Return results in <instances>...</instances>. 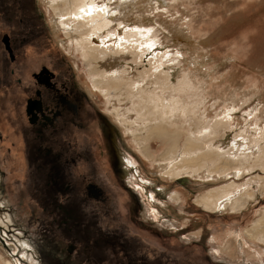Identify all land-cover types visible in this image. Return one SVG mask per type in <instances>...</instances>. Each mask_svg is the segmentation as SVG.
<instances>
[{
    "label": "rangeland",
    "instance_id": "obj_1",
    "mask_svg": "<svg viewBox=\"0 0 264 264\" xmlns=\"http://www.w3.org/2000/svg\"><path fill=\"white\" fill-rule=\"evenodd\" d=\"M168 1H170V5L167 7L169 12L162 17L171 22L170 25L185 27L188 20H180L179 17L185 16V12L180 9V4L187 6L193 13L191 21L193 28L192 33L189 34L196 40L207 38L209 43L205 47L198 50L190 44L182 42L181 39L173 37L166 27H162V24H158L157 21L156 24H154L155 22L150 23L153 17L149 15V17L146 15L142 18L132 17L127 20L126 24L131 23L129 25L131 28L127 26L123 29L122 26V29L120 28L122 36L140 23L154 31L158 27V31L164 35L160 34V37L150 35L152 42L160 40V43L155 45L146 56V61H149L160 54L159 64L157 63L152 72L158 74L164 66L171 67L180 62L181 66L177 67L178 71H175V74L187 70L193 72L195 69L194 72L198 77L202 76V80L200 79L202 82L199 80L200 83L206 85L199 88L196 92L197 95L194 96V102L197 103L199 113H201L200 119L207 123L210 120L215 121L216 115L223 114L222 116H224L225 113H229L231 125L227 129L225 128V131L222 130L225 137L223 142L229 147L236 144L233 155L240 154L239 151L242 149L254 152L255 145L264 133V0H204L202 1L204 4L202 2L192 4L191 0ZM35 7L44 16L42 21L36 18L33 27L39 37L28 48L27 46L22 47L14 62L9 58L3 37L12 33H21L26 29L21 28V25L12 27L8 23L0 21V134L4 137V141L0 142V170L12 173L14 176L11 178L16 176L24 180V184L20 188L22 191H19L20 197L16 195L13 188H8L10 191L8 194L14 198L12 203L16 204L14 210L19 212L20 217L15 221L0 211V231L4 233L9 231L6 239L8 243L17 247L14 252L16 264H41L39 255L32 252L30 245L27 246V242H22L25 241L23 238L25 235L22 236L19 233L22 232V227H27V220H30L32 228L37 230V232H33L30 228L29 231L32 233L28 235H33V237L38 235L39 238L42 236L39 231H43L39 224L40 221L44 222V229H48L45 235L48 236L51 247H54L53 252L56 253L55 256L58 259L66 264H88V258L83 251L84 245L73 239L65 238L61 234L57 221H61L62 216L54 212H49L48 216L45 209L42 210L43 208L34 205L36 202L33 203L35 199L32 196V190L34 191V189L30 190V179L36 181L41 190L49 189L52 180L48 175L43 179L35 177L32 171L27 169V165L21 164V161L26 162L25 159H22V155L26 154V144L24 135L21 136V129L27 126L23 110L24 102L34 95L29 83L32 74L39 72L43 66H47L62 78L70 80L69 76H72V81L80 86L78 88H83L78 77L81 73L82 82H86L92 89L87 66L82 62L79 65L80 72L74 70L73 67L72 70L69 68L70 65L67 64L71 60L69 54L66 53L67 57L62 55L52 44L53 41L57 42L58 38L53 32L54 30L50 31L52 24L49 21L47 9L41 7L39 3ZM59 35L61 39L66 38L63 31H60ZM145 47V45L142 46V50ZM4 62H8L7 68ZM142 63L145 64L142 60L136 59V64H133V76H138L136 72L144 73L141 70V67H144L141 66ZM233 93L236 94L234 99L236 107L233 104H228L229 96ZM16 102L18 106H16ZM94 105L113 124L106 110L102 109V105L95 101ZM247 122H249V129L259 131L254 133V137L251 134L254 131L248 130L246 134L241 130L248 124ZM90 126L91 123L88 127L90 128ZM114 126L119 129L116 132V128H113L114 154H118L120 157L121 149L127 160L122 162L120 158L118 162L120 178L118 182L115 180L116 184L108 187L111 204L107 208L110 211L105 207L104 209L99 208V206L94 209L103 210L102 223L98 224L101 230L116 233L119 241L128 239L133 242L131 246H134L132 251L134 256L130 253L127 257L123 250H117L118 248L112 246L113 249L110 247L111 245H107L101 247L103 249V251L101 249L102 264H129L130 262L133 264H264V246L255 241L250 242L244 234L245 229L251 226L264 211V195L259 196L258 201L239 212L207 211L204 207L197 205L196 198L222 186L225 181L216 183L192 177H186L187 182L184 181L185 183L179 179L176 181L166 180L156 175L154 172L157 170L149 167L147 160L129 145L117 123ZM90 131L75 132L77 144L70 146L69 151L72 152L70 154H75L74 151H80L82 145L87 144L88 153L92 154V164L89 166H94V169L91 170L86 165V167L71 171L72 174L69 178L71 182L79 179L76 177L78 172H84L90 177L91 172L97 171L100 176L103 175V178L105 176L101 169L106 165V160L104 161L100 151L102 149L95 150L90 146V142H97L100 147L105 148V137L102 136L98 140L96 137H89L86 142L81 141L83 134L92 135L89 133ZM20 137L22 142H19ZM70 137L72 138V136ZM55 148L61 151L60 147L57 149L56 146ZM152 149L155 153L157 152V157L165 148L161 146V143L153 142ZM17 167L21 168L20 172L17 171ZM81 173H79V177ZM256 173L263 175L257 169L254 174L247 175L238 184H242L244 188L251 184L250 186L255 188L257 183L252 178ZM174 192L180 193L182 199L174 202L171 198ZM1 203L2 201L0 206ZM2 209L3 207H1ZM92 211L94 212V210ZM10 231H17V237L12 236ZM18 238H22V240ZM39 242L42 241L39 239ZM42 246L45 247L46 243H43ZM69 246H75L74 253L72 252L70 255L67 252ZM0 250L4 254V250L2 248ZM91 258L93 257L91 256Z\"/></svg>",
    "mask_w": 264,
    "mask_h": 264
},
{
    "label": "bare ground",
    "instance_id": "obj_2",
    "mask_svg": "<svg viewBox=\"0 0 264 264\" xmlns=\"http://www.w3.org/2000/svg\"><path fill=\"white\" fill-rule=\"evenodd\" d=\"M39 1L41 7L47 9L49 21L52 24L51 28L58 38L60 47L71 57L70 61L75 70H80L79 65L82 62L87 66L92 89L86 82H83V85L89 94L117 123L129 145L147 160L149 167L157 170L154 172L156 175L169 181L179 179L182 182H187L186 177L216 183L225 181L222 186L196 198L197 205L210 212L218 210L239 212L258 201L259 196L264 195V133L255 145L254 152L242 149L239 151L240 154L233 155L236 144L230 147L228 144L226 145L223 142L224 134H222V130L225 131V128L227 129L231 125L229 113H225L224 116H222L223 114L216 115L215 121L210 120L207 123L200 119L201 113H199L197 103L194 102V96L197 95L196 92L199 88L206 86L205 83H200L202 76L199 78L194 72L195 69L193 72L187 70L175 74L181 63L180 60L179 64H173L171 67L164 66L158 74L152 72L157 63L159 64L160 54L149 61H146V56L155 45L160 43V40L152 42L151 38L164 34L158 31V27L154 31L143 26V23L135 26L136 28L132 27V29L129 26L131 23L126 24V21L132 17L142 18L149 15L153 17L150 23L155 22L154 24H156L157 21L158 24L163 25L160 26L166 27L173 37L175 36L199 50L209 42L207 38L196 40L189 34L192 33L193 28L191 9L180 4V9L185 12V16L178 17L180 20H188L185 28L183 25H170L171 22L163 18L169 12L167 7L170 5V1L168 0ZM202 1L204 0H191L190 3L199 4ZM122 26L123 29L127 26L130 27V31L125 32L123 36ZM141 26L142 28H140ZM60 31L64 32L65 39H61ZM150 35L153 36L150 38ZM144 45L146 47L142 50ZM136 59L145 63L141 64L144 66L141 67L144 73L135 71L138 76H133V64H136ZM81 75L79 73L80 78ZM230 96L229 103H226L235 106L236 94L233 93ZM247 123L241 130L246 134L248 130L254 131L251 133L254 137V133L259 131L249 129V122ZM153 142H159L165 148L157 157V152L155 153L152 149ZM257 169L263 175L256 173L252 178L257 183L255 188L250 186L251 184L245 188L242 184H238L247 175L254 174ZM71 192L73 191L71 190ZM171 198L177 202L180 200L181 194L174 192ZM82 202L84 203L81 199ZM79 203L80 199H77L74 205H65L69 208L67 211L69 218L79 220L77 222L80 223L78 228L73 227V232L83 231L84 227H89V223H94V226L89 227L94 230L93 233L98 228L101 230L98 224L102 223L104 216L92 214V210H95L96 206L94 202L86 201L81 207L78 206ZM107 210L110 211V209ZM65 215L67 217L66 213ZM72 225L75 224L71 220L68 227L71 228ZM108 231L101 230L103 237L116 235ZM244 234L250 242L255 241L264 246V211L251 226L245 229ZM81 241L84 242L83 239ZM0 248L4 250V254L0 250V264H16L14 259L16 246L8 243L1 233ZM101 249V247L97 249V255L102 254ZM90 251L89 254H92Z\"/></svg>",
    "mask_w": 264,
    "mask_h": 264
},
{
    "label": "flooded vegetation",
    "instance_id": "obj_3",
    "mask_svg": "<svg viewBox=\"0 0 264 264\" xmlns=\"http://www.w3.org/2000/svg\"><path fill=\"white\" fill-rule=\"evenodd\" d=\"M38 3L41 5L39 0H0V14H2L0 15V21L5 24L8 23V25L12 27H20L21 25V28L26 29L21 33H12L11 35H5L3 37L4 46L8 51L9 58L12 62L17 60V55L19 56L22 47L27 46L28 48V46H31L33 41L39 37L38 33L33 28L35 26V19L38 18L42 21L44 17L38 12L37 7H35ZM51 29L52 28H50V31ZM47 30L49 31V29ZM52 44L57 47L62 55L67 57L66 53L60 47L58 40L57 42L53 41ZM4 63L7 68L8 62ZM67 64L71 66H69L71 70L72 67L74 68L70 61ZM69 78L70 80L68 78H62L47 66H43L39 72L32 74L29 83L31 85V92L34 93V95L27 98L24 102L25 106L23 110L25 118L27 119V126L24 129L23 127L21 129V136L24 135L23 138L26 144V154L25 156L24 154L22 155V159H25L26 162L21 161V164L27 165V169L29 168L35 177L43 179L48 175L49 179L52 180L49 189L42 190L39 188L36 181L32 179H30L31 181L29 180L31 182V184L29 183L30 190L32 188L34 189V191L32 190V196L35 199L33 203L36 202L34 205L38 208H43L42 210L45 209L44 211L48 216L49 212L61 215V221H57L61 234L65 238L73 239L77 243L79 242V244L86 242L83 244V251L88 258V264H102L103 257L102 254H96L97 249L111 245L110 247H116L118 248L117 250H123L125 255L129 257L130 253L133 255V247L131 246L133 242L128 239L119 241L118 236L116 235L113 237H103V233L99 229H96V232L93 233L94 230L89 229V227L94 226V223H89V227H84V232L78 231L77 233H74L73 227L78 228L80 223L77 222L79 220L69 218L67 212L69 208L67 206L69 204L74 205L77 199H80L81 203L82 199L84 203H79V207L83 206L86 201H91L94 202L96 206L99 205V208L102 207L104 209L105 207L108 209L107 207H110L109 205L111 204V196L108 187L116 184L115 180L118 182V179L120 178L118 162L120 158L122 162L126 161L127 157L123 155L124 153L121 149L120 153L122 157H119L118 154H114L115 152L112 147L115 138L113 128H116V132L119 131V129L114 126L116 123L112 120L111 116L109 115L113 124L110 123L106 115L104 116L102 112L97 109V106L94 105V101L96 102V100L91 94H89L88 90L83 85L81 78L79 77L83 88H78L80 86H77V84L72 81V76H69ZM18 82L20 83L21 81L19 80ZM16 106H18L17 102ZM89 123H91L90 128L88 127ZM89 130H91L89 133H92V135L83 134L81 141L86 142L89 137H96L97 140L102 136L105 137V148L100 147L97 142H90L91 148L95 150L99 148L102 149L99 150L104 157V161L106 160V165L105 168L102 167L101 169L105 176L103 178V175L100 176L97 171H95L91 172L89 177L82 171L83 173H77L76 177L79 179H75L74 182H71L69 180L72 174L71 171L86 167V165H88L89 169H94V166H89L92 164V154L88 153L87 144H83L81 149H79L80 151H74L73 153L75 154H70L71 151H69L70 146H75L77 144L75 132H87ZM70 136H72V138ZM3 139L4 137L0 134V142H3ZM19 140V142H22L21 137ZM56 146L57 149L60 147L61 151L56 150ZM33 148H35L34 150L36 153L38 152V154L35 153ZM117 151L119 150L117 149ZM99 158H101V156H99ZM65 162H67V165H65ZM129 163H131V161H129ZM17 171L20 172L21 168L19 169L17 167ZM79 173H81L80 177L78 176ZM11 176L14 175L10 172L8 173L4 170H0V198L2 201L0 211L7 214L9 216L8 218H12V220L14 219L16 221L19 219L20 214L14 210L16 204L12 203L14 198L8 194V192L10 193L8 188H13L16 195L20 197L21 194L19 191H22L20 188H22L24 180L21 177L19 178L15 176L14 178H11ZM71 190L73 192H71ZM19 204H21V202H19ZM29 205L32 206L31 204ZM1 207H3L2 210ZM101 211V209L100 211L94 210L92 214L94 216L101 214L100 216H102ZM65 213L67 214V217ZM80 215L81 214L79 213V217ZM71 220L74 221L75 225H72V227L69 228V221ZM26 226V228L22 227V232H19L22 236L25 235L23 236L25 241L22 242H27L26 244L27 246L30 245L32 252L37 256L39 255L38 258L40 259L41 264H66L55 256L56 253L53 252L54 247H51L49 238L45 235L48 229H44L43 221H40L39 224L43 231H45H39L42 235L41 238H39L40 236L38 235L36 237L28 235L32 233L29 231V229L32 228L30 220L26 221ZM32 230L33 232H37V230L33 228ZM85 231L87 232L85 233ZM7 232L8 233H4L0 231L4 238H7L6 236H8L9 231ZM10 232H12V236H15V238L17 237V231ZM88 233L92 236L90 234L88 235ZM80 238L81 240L83 239L84 242L81 241ZM87 238L89 239L87 240ZM18 239L22 240V238ZM39 239L42 241L41 243L39 242ZM89 240L93 242H90ZM43 243H46L45 247L42 246ZM74 250L75 246H69L67 252L70 255L72 252L74 253ZM88 250H91L90 252L92 254H89ZM56 251H58V249H56ZM95 254L96 256L94 257ZM91 256L94 258H91ZM143 261L145 260L143 259ZM129 264L133 263L130 262Z\"/></svg>",
    "mask_w": 264,
    "mask_h": 264
}]
</instances>
